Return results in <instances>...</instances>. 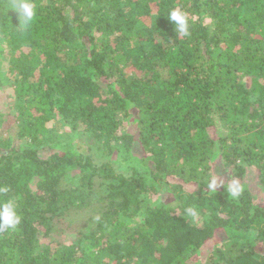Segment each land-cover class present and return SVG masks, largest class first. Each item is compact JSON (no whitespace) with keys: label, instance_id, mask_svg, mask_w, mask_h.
Listing matches in <instances>:
<instances>
[{"label":"trees","instance_id":"16d2710c","mask_svg":"<svg viewBox=\"0 0 264 264\" xmlns=\"http://www.w3.org/2000/svg\"><path fill=\"white\" fill-rule=\"evenodd\" d=\"M13 2L0 185L23 219L0 264H264V203L206 186L264 191V0H34L27 27Z\"/></svg>","mask_w":264,"mask_h":264},{"label":"clouds","instance_id":"9594fccd","mask_svg":"<svg viewBox=\"0 0 264 264\" xmlns=\"http://www.w3.org/2000/svg\"><path fill=\"white\" fill-rule=\"evenodd\" d=\"M11 9L16 11L19 25L23 27H27L34 21L37 15L34 0H14ZM167 17L174 25V29L178 35L185 37L190 35L192 18L181 7L171 9ZM206 186L213 192L223 187L231 198H239L244 191V186L241 182L238 179L232 178L228 179L226 184H222L217 177H212ZM10 191L9 185H0V232L17 230L23 219L20 215L16 198L14 196L4 198V195L10 193ZM185 212L193 220L198 217V211L195 207H187Z\"/></svg>","mask_w":264,"mask_h":264},{"label":"rangeland","instance_id":"374dc122","mask_svg":"<svg viewBox=\"0 0 264 264\" xmlns=\"http://www.w3.org/2000/svg\"><path fill=\"white\" fill-rule=\"evenodd\" d=\"M8 66H9V57H8V54H5V56L3 57V67L7 69ZM9 94H11V92H9L8 90L0 91V113L4 114V126L3 127L5 128H8L11 125L12 111L8 107V105L11 103ZM83 137L84 135L78 134L76 137L77 140L75 142L82 141ZM215 177H217L219 179V182L222 184L231 178L229 174V170L224 171L223 169H221V172L218 171V173L215 174ZM232 179H235V178H232ZM242 185H247L250 189H252L255 192L258 200L264 203V191L258 186V184L255 183V180L253 179L252 176L250 175L246 176ZM164 198L167 199L166 196Z\"/></svg>","mask_w":264,"mask_h":264}]
</instances>
